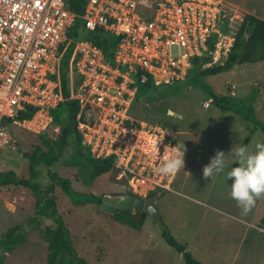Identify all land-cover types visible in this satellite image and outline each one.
Returning <instances> with one entry per match:
<instances>
[{
  "label": "built area",
  "instance_id": "obj_1",
  "mask_svg": "<svg viewBox=\"0 0 264 264\" xmlns=\"http://www.w3.org/2000/svg\"><path fill=\"white\" fill-rule=\"evenodd\" d=\"M225 4L87 0L78 14L70 10L68 0H0V148L12 143V125L32 133L52 126L51 110L66 99L62 58L74 44L70 99L80 106L83 145L94 158L113 159L123 174L135 177V190L146 185L143 195L152 188L172 190L181 169L161 176L156 168L170 155L165 145L174 146L177 136L171 128L131 115L136 77L142 83L151 77L156 86L174 85L187 79L196 58L204 59V68L224 64L236 41L220 28L227 17ZM78 18L90 31L101 29L118 37L114 64L91 40L69 37ZM28 106L37 108L36 113L20 120Z\"/></svg>",
  "mask_w": 264,
  "mask_h": 264
},
{
  "label": "rangeland",
  "instance_id": "obj_2",
  "mask_svg": "<svg viewBox=\"0 0 264 264\" xmlns=\"http://www.w3.org/2000/svg\"><path fill=\"white\" fill-rule=\"evenodd\" d=\"M225 1L233 20L241 21L246 15L264 20V0ZM202 81L216 95L230 92L235 97L255 96L256 114L264 121V62L237 66L233 70L204 77ZM164 91H169V94L156 104L157 109L151 110L148 104L141 102L132 105L130 110L131 115L140 120L168 122L176 133L177 143L184 141L187 149L185 166L177 174L176 184L171 191L160 193L157 201L164 226L159 227L148 219L137 233L107 215L109 225L106 227L100 221L102 217L98 209L95 211L89 205L76 207L56 186L59 213L73 236L79 237L75 242L78 253L93 264H97L99 253L95 249L98 247L106 249V256L99 264H185L182 255L164 241L162 233L166 228L203 264H264V195L258 197L245 214L230 196L232 179H227V172L236 166L231 158V149L234 151L251 136L246 147L255 151L257 143L264 140L263 133H252L253 126L235 112H224L211 104L212 99L201 87L181 83ZM206 102L209 107H206ZM46 132L56 139L59 128L52 125ZM9 134L12 143L0 148V172L14 171L19 177H27L28 162L19 147L22 151L29 150L35 136L19 125L10 126ZM218 150L226 154L225 168L206 178L203 167ZM61 162L52 167L60 176L67 177L77 172V169H70ZM40 171L39 182L45 185L50 180L47 168L42 166ZM118 177L122 178L114 172L102 175L89 187L81 181L73 180L72 183L77 192L101 195L105 189H114ZM141 184L140 189L134 191L146 197L142 193L146 185ZM105 197L114 198L113 195ZM33 201L27 189L0 187V240L9 228L25 223L32 216ZM47 225L52 223L44 221L42 228ZM28 231L27 241L7 254L3 264H47L45 241L39 232Z\"/></svg>",
  "mask_w": 264,
  "mask_h": 264
},
{
  "label": "trees",
  "instance_id": "obj_3",
  "mask_svg": "<svg viewBox=\"0 0 264 264\" xmlns=\"http://www.w3.org/2000/svg\"><path fill=\"white\" fill-rule=\"evenodd\" d=\"M86 2L87 0H68L70 10L78 14L84 12ZM230 10L226 5L223 6V13L227 17L220 24V28L224 32L233 35L236 39L229 58L223 65H216L210 68L203 67V58L194 59L193 68L188 73L187 79L182 83L203 88L212 99L211 104L224 112H235L246 123L253 126L252 133L261 131L264 135V121L260 120L256 114L254 105L255 96L246 98L235 97L230 92L228 94L216 95L202 81L204 77L233 70L237 66L264 62V20L255 15H246L241 21L233 20ZM68 35L70 38L78 41L91 40L97 47L103 50L106 60L113 63L118 37L101 29L90 31L81 18L76 20ZM73 50L74 44H71L62 58L61 80L62 90L66 99L55 109L51 110V115L53 116L52 125L54 128H59L58 137L53 139L46 131L32 133L35 136V140L31 143V148L27 151H22L21 147H19V151L22 152L23 157L28 162L29 174L27 177H19L14 171L0 172V187L27 189L34 198V213L32 216L25 223H18L3 234L0 240V264H3L7 254L14 252L27 241L30 235L29 229L39 232L41 238L45 241L48 249L47 264H93L83 258L76 249L75 242L79 237L73 236L63 216L59 213L58 199L55 195L56 186H59L63 190L76 207L89 205L95 211L98 209L102 217L100 221L106 227L109 225L107 220V215H109L112 216L114 222L133 228L139 233L148 219H151L149 213L141 209L129 211L115 210L113 214H109L107 210L103 211L101 209L102 199L106 195L136 198H141L142 195L133 192L136 185L135 177L123 174L121 170L114 166L113 159L94 158L90 149L83 145V136L78 130L79 120L77 119L80 106L77 100L70 99L69 60ZM180 84L156 86L151 77L147 82L142 83L140 76H137L135 85L137 92L133 105L142 102L148 104L149 109L155 110L158 106L156 104L169 94L170 90H164L176 88ZM36 111L37 108L28 106L25 111L19 114L18 118L20 120L31 119ZM9 121H6V123ZM149 122H156L152 124L156 125L159 123L164 127L173 129L168 122L162 120ZM250 139L251 136H248L243 145L246 146ZM262 143H264V140ZM72 150L74 152L68 154ZM67 154L68 157H66ZM59 161H62L61 164L70 169H77V172L71 173L67 177L60 176L57 171L52 169ZM42 166L47 168L48 177L50 178L49 182L45 185L39 182L41 177L40 167ZM113 172L121 175L122 178H116V182L114 181L115 186H113L114 189H105V193L101 195H97L94 192H77L73 188V180L81 181L89 187L100 176ZM159 192L160 189L152 188L148 192V197L156 195ZM44 221H50L52 225L42 228ZM154 224L156 223L154 222ZM163 226L162 223L159 227ZM162 235L164 241L175 249L177 253L182 255L185 264H203L192 253L187 251L185 245L179 244L168 229H163ZM101 246L104 245L102 244ZM102 248L98 247L95 249L99 253L96 260L97 264L106 256V249Z\"/></svg>",
  "mask_w": 264,
  "mask_h": 264
},
{
  "label": "clouds",
  "instance_id": "obj_4",
  "mask_svg": "<svg viewBox=\"0 0 264 264\" xmlns=\"http://www.w3.org/2000/svg\"><path fill=\"white\" fill-rule=\"evenodd\" d=\"M206 107H209V103ZM165 149L170 152V155L163 158L162 163L157 166L156 172L161 176H171L178 170L184 169L187 149L184 141L176 143L174 146L165 145ZM230 152L236 165L232 166L227 172V179H232L229 186L230 196L237 202L242 212L246 214L254 205L256 199L264 195V143H257L255 151H249L245 145H239L235 147L234 151L232 148ZM225 157L226 154L218 150L210 158L209 163L203 167V176L206 178L212 177L214 174L222 172L225 168ZM160 193L164 192L160 191L158 193L159 197ZM143 196H148V193Z\"/></svg>",
  "mask_w": 264,
  "mask_h": 264
},
{
  "label": "water",
  "instance_id": "obj_5",
  "mask_svg": "<svg viewBox=\"0 0 264 264\" xmlns=\"http://www.w3.org/2000/svg\"><path fill=\"white\" fill-rule=\"evenodd\" d=\"M159 195H154L148 199H136L135 197L111 198L104 197L102 199V210H108L114 213L115 210H131L133 208L141 209L149 213L150 218L159 226L162 224V214L157 206Z\"/></svg>",
  "mask_w": 264,
  "mask_h": 264
},
{
  "label": "flooded vegetation",
  "instance_id": "obj_6",
  "mask_svg": "<svg viewBox=\"0 0 264 264\" xmlns=\"http://www.w3.org/2000/svg\"><path fill=\"white\" fill-rule=\"evenodd\" d=\"M121 197H124V196H119V197H114V198H121ZM149 197L148 196H146V197H141V198H136V199H148ZM134 212H136V211H134Z\"/></svg>",
  "mask_w": 264,
  "mask_h": 264
}]
</instances>
